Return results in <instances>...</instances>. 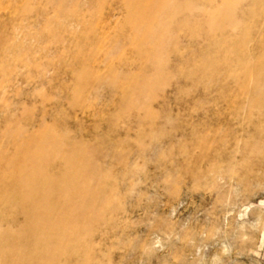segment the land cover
Instances as JSON below:
<instances>
[{"label":"rangeland","instance_id":"rangeland-1","mask_svg":"<svg viewBox=\"0 0 264 264\" xmlns=\"http://www.w3.org/2000/svg\"><path fill=\"white\" fill-rule=\"evenodd\" d=\"M23 183L54 188L28 248ZM0 240L1 264H264V0H0Z\"/></svg>","mask_w":264,"mask_h":264},{"label":"bare ground","instance_id":"bare-ground-1","mask_svg":"<svg viewBox=\"0 0 264 264\" xmlns=\"http://www.w3.org/2000/svg\"><path fill=\"white\" fill-rule=\"evenodd\" d=\"M68 182L69 183H67V185L72 184L73 181L69 180ZM22 188L26 189L28 198L31 201L29 205L30 212L25 213V226L23 225V227L17 233H19L18 237L21 240L20 244H23V247L28 248L31 241L33 242L32 239H36V235L40 233L39 231H44L45 229H48L51 225L50 218L55 206L51 201L52 197L50 193H48V191L49 189L53 190L54 188L51 185L47 190L46 196L43 195V193H32L29 188H27V185L25 183L22 184ZM1 244L2 242L0 240V252L4 250ZM43 252L48 253L46 249ZM29 258L30 257H28L27 255L25 256V258H21L19 260L13 259L10 264H31V259ZM2 264L6 263L3 262Z\"/></svg>","mask_w":264,"mask_h":264}]
</instances>
